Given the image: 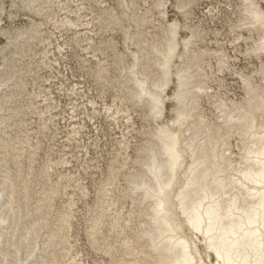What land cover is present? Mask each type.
I'll return each mask as SVG.
<instances>
[{
  "label": "bare ground",
  "instance_id": "6f19581e",
  "mask_svg": "<svg viewBox=\"0 0 264 264\" xmlns=\"http://www.w3.org/2000/svg\"><path fill=\"white\" fill-rule=\"evenodd\" d=\"M69 1L0 0V36L4 37L5 32L10 33L9 38H5L6 43L0 45V59L9 61L0 60V264L84 262L81 252L74 250L76 241L71 239L74 237V212L80 199L77 196L80 193L82 197H86L89 192L84 177L81 174L75 176L71 171L72 160L67 155L72 151L57 149L61 153L57 159L51 157V152H47L44 163L41 166L36 164L39 151L42 150L41 137L47 132L43 131L49 129L48 123L56 127L60 121L61 113L53 112L60 109V103H47L43 107H37L30 100L32 98H28L31 101L30 106L17 104L24 93L29 95V91L28 80L19 75L16 67L24 70L25 58L30 59L29 64L37 60H34L36 56L33 59L30 54H37L33 50L36 43L43 44L42 52L39 51L40 61L44 65L46 60L50 61L48 55L52 50L48 47L53 44V39L51 40L50 35H44L45 26L49 22L59 31V35L62 31L74 30L75 39L72 42L77 45L81 41L87 42L84 50L90 58H85L84 62L94 59L92 63L95 67L90 68L96 80L112 84L110 73L112 67L117 68L118 73L114 75L116 81L113 83H118L119 94L114 95L110 104L103 100L106 94L104 89L99 92L103 100L101 104L90 98L88 104L83 105L85 115L90 121L103 112L113 123L118 124L121 121L126 125L125 129H132L127 134L138 131L137 127L133 128L138 117L146 121L148 127L156 125L153 126L154 129L148 130L143 125V130H139L138 133L147 137L143 140L145 143L137 147L134 158L128 153L131 142L127 134H122L121 140H116L120 147L115 148L108 174L96 188L95 207L87 205L89 244L93 250L108 258V264H156L161 258H169L163 244L171 237L165 234L167 230L163 223L156 222L153 205L149 202L150 194L146 196L143 191V186L149 183L153 164L160 167L166 161L165 133L176 138V149L181 154V166L176 169L175 187L166 202V211L172 217L180 215V203L176 200V195L184 186V177L189 166L194 163L193 154L197 160H208L207 168L199 176L206 181L210 191H214L213 179L217 171L224 172V179L227 180L225 195L234 196L237 200L233 215L243 217L247 210L255 209L259 200L249 193H259L262 189L258 183H248L244 174L258 170L256 160L261 150L259 137L264 135L259 111L264 105V52L258 47L259 41L264 39V29L248 26L245 21L252 3L264 11V0H210L209 7L202 9L201 15L196 14L193 9L199 6L200 0H183L193 6L185 10L188 16L187 27L184 26L185 12H179L174 7L177 0H164L168 7L163 10L154 7L158 0H118L117 7L106 5V0H86L89 2L88 7L81 3L82 0H72L79 3L76 10H71ZM91 1L103 4L100 12L92 13ZM55 6L57 11L64 12V19L57 15ZM83 9L91 12L90 18L82 19L88 17L79 14ZM20 10H28L24 14L28 21L18 26L14 23ZM171 11L173 15L170 14ZM30 13L42 18L36 20ZM3 15L10 20L7 26L4 25ZM173 21L180 25L174 41L167 27ZM217 21L222 24L221 28H212L210 25H215ZM83 31L86 33L82 34ZM117 31L123 35L122 49L118 48L113 34L108 39L95 41V36ZM51 34L53 35L52 32ZM60 38H64L62 34L56 39V48L63 55L62 50L66 49L64 46L69 47L70 40L67 42ZM185 41L188 42L187 45ZM170 42H174L175 52L169 58L170 75L168 86L163 90V110L161 116L156 118L152 115L147 98H139L137 82L144 84L145 90L150 93L156 91L153 84L161 76V65L168 57ZM97 53L103 57H98ZM243 61L246 65L239 67L238 63ZM177 70L190 72L195 87L206 85L211 89L207 93L187 90V104L183 111L188 118L182 125L174 123L177 119L176 102L171 99L178 87ZM226 73L239 79L237 84L243 92L241 96L230 98L228 91L221 90L226 86ZM77 86L75 84L68 91L76 93L80 90ZM43 91L35 92L34 96L42 97L44 102L53 100ZM204 97L207 98L206 103L209 102L214 107L215 114L213 111L207 114L208 110H204ZM169 107H172L171 110ZM78 108V105L72 104L69 117H62L72 126L66 133V141L69 143L80 141L77 137H80L82 129L86 127L85 119L80 118L77 113ZM240 110L244 113L251 112L256 119L255 132L251 136L240 135L244 131L237 123L242 115ZM167 112L173 115L172 119H166ZM28 114H37V130L28 128L32 120L26 119ZM20 133L23 135H19ZM56 135L55 133L54 136ZM61 146L68 148V144L64 142ZM86 150L88 151L87 147ZM249 151L254 153L251 164H248ZM201 153L204 154L203 157ZM72 157L77 158L76 155ZM121 177L126 180L125 184H121ZM127 184L132 187L128 188ZM241 185H245L248 192H244ZM62 196L66 199L61 206L58 203L57 208L56 200H61ZM189 232L190 229L185 227L183 234H178V238H187L191 242ZM149 235L161 244L158 251L152 250ZM198 239L201 243L196 244L194 251H203V238ZM126 243L133 251L130 252L125 247ZM170 259L175 260L176 257ZM196 259H202L204 264H216L214 253L211 256H198Z\"/></svg>",
  "mask_w": 264,
  "mask_h": 264
},
{
  "label": "snow or ice",
  "instance_id": "6c2138e0",
  "mask_svg": "<svg viewBox=\"0 0 264 264\" xmlns=\"http://www.w3.org/2000/svg\"><path fill=\"white\" fill-rule=\"evenodd\" d=\"M154 7L163 10L168 5L164 3V0H158ZM174 7L179 12H185L186 9L193 6L183 2V0H177ZM184 19V26L187 27L188 16L186 12ZM245 23L248 26H259L264 29V11L252 3ZM167 27L174 41L180 25L173 21ZM3 35L8 39L10 33L5 32ZM187 43L185 41L186 45ZM258 47L261 52H264V39L259 41ZM174 52L175 44L170 42L168 57L164 59L161 65V76L153 84L156 89L155 92L146 91L145 85L137 82L139 98L141 100L147 98L152 109V115L156 118L161 116L163 110L165 99L163 90L168 86L170 75L169 58ZM176 83L178 87L171 96V99L176 102L177 119L174 123L182 125L183 121L188 118L187 113L183 111L187 104V90L207 93L211 89L206 85L195 87L190 72L179 70L176 71ZM240 111L242 115L237 123L244 129L240 135L242 137L251 136L255 132L256 119L251 112ZM259 111L261 129L264 132V105ZM165 136L167 140L164 152L166 161L160 167H157L155 163L153 164L149 183L143 186L144 194L146 196L150 194L149 202L153 205L152 211L156 222H162L167 230L165 234L171 237L163 244L169 258H161L156 264H204L202 259L198 261L196 257L211 256L213 253L216 264H264V135L259 137L261 150L257 154L256 160L258 170L244 174L248 183L260 185L262 191L249 193L254 199L259 200V203L255 209L247 210L243 217L233 215V210L237 208V200L234 196L225 195L227 180L224 179V172L217 171L216 177L213 179L214 191H210L206 186V181L199 176V173L207 168L208 160L207 158L197 160L195 154H193L194 163L189 166L188 173L184 177V186L176 195V200L180 203V215L172 217L171 213L166 211L167 197L173 191L176 183V169L181 166V154L176 149V138L168 133H165ZM252 138L256 139L254 136ZM253 155V152H248V164L252 163L251 157ZM201 156L203 157L204 154L201 153ZM213 159L215 158L213 157ZM232 179L235 180L234 177ZM241 188L244 192H248L245 185H241ZM185 227L190 229L191 242L187 238H178V234H183ZM199 237L203 238V251H194L196 244L201 243ZM143 238L142 236L141 239ZM148 238L152 241V250L158 251L161 244L157 243L155 237L149 235ZM125 247L130 252L133 251L128 243L125 244ZM170 257H176V259L173 260Z\"/></svg>",
  "mask_w": 264,
  "mask_h": 264
},
{
  "label": "rangeland",
  "instance_id": "374dc122",
  "mask_svg": "<svg viewBox=\"0 0 264 264\" xmlns=\"http://www.w3.org/2000/svg\"><path fill=\"white\" fill-rule=\"evenodd\" d=\"M117 2H118V0H106L105 4L117 7L118 6ZM81 3L86 4L85 7H88L87 5H89V2L86 0H82ZM210 3H211L210 0H200L199 6L193 8V9H194L196 14L201 15V10L204 8L206 10V8L209 7ZM212 3H214V1H212ZM69 5H71V7H72L71 10H76V6L79 5V3H77L76 1L70 0ZM90 5L93 7L92 13L100 12L101 8L103 6V4H101V2H95V1H91ZM57 10L58 9L55 6V11L58 12L57 15L58 14L61 15V19H64V16H63L64 12H60ZM169 10H171V9H169ZM25 13H28V10H23V11L20 10L18 13V16L15 18L14 24L20 26L22 24L27 23L28 20H27V16L24 15ZM79 14L82 16H84V15L88 16L86 18L83 17L82 18L83 20L91 17V12L88 10L83 9ZM170 14L173 15V11H171ZM69 15L71 17H74V15L71 13ZM31 17H33L36 20H38V18L39 19L42 18L41 16H38V15L34 16L33 13L31 14ZM3 19L5 21L4 25L5 26L9 25L10 20L7 18L6 15H3ZM217 22L218 23H216L215 25L211 24L210 26L212 28H221L222 24L219 23V21H217ZM51 32L53 33V35L51 34ZM63 32L64 31H62L59 35V31L54 29L52 22H49L45 26L44 35L45 36L50 35L51 40L53 39L52 40L53 44L48 47L49 50H52L50 53L51 55L50 54L48 55L50 61L46 60L45 65L42 63V61H40V57H41L40 52H42L43 44L36 43V46L33 47V50L36 51L37 54L34 56H32V52L30 54H31V58L34 59V57L36 56L34 60H36V59L37 60L33 64H29L30 59L25 58L24 59L25 62H23V64H24V68L27 70H25V69L19 70V68L16 67L15 70H17V72H19V75L24 76L26 81L28 80L27 81V90L29 91V95L24 93L22 95L21 99L20 98L18 99L17 104H20V105H23V104L27 105L28 104L30 106V104H31L30 100H32L35 103V106H37V107H43L47 103H50L51 105H53V104L58 105L60 103L59 104L60 109L57 108V109L53 110V112H60L61 113L60 117H59L60 121H59L58 125L55 127L54 125H52V123H48L49 129L43 131L44 133L47 131L46 134L44 136L40 135V137L42 136L41 137V140H42V148L41 149L42 150L39 151V155L37 156L38 162L36 164L38 166L39 165L41 166V164L44 163L43 160L47 159V157H45L47 152H49V153L51 152V157L57 159L58 156L61 154L58 152L59 150L60 151L65 150L67 152L72 151V153H68V155H67V158H70L72 160V164H71L72 166L70 167L71 171L74 172L75 176H77L78 174H81L84 177V179H85L84 183L88 187L89 194L86 197H82L81 194L78 192L79 194H78L77 198H80V199H78V201H77L76 211L74 212L76 219H74V222H73L74 224H73V229H72V235H74V237L71 239V241H74V240L76 241L74 243V245L76 246L74 248V250L81 252V254L83 255V260H84L83 264H108V258L106 256H104L102 253L96 252L95 250H93L89 244L88 237H87L88 222L86 221V218H87L86 217V211L88 210L87 205H90V206L93 205L95 207L94 201H97L96 188L98 186H100V183L103 180H105V178L108 174L109 165L111 164V161H112V156L115 154V151H114L115 148L120 147L117 144L116 140H118V139L121 140L122 134H127L132 129H125L126 125L123 124L121 121L118 124L113 123L112 121H110L109 118H107L106 116L103 115V112L101 115L97 116L92 121H90L89 118L85 115L86 111L83 109V105L88 104V101L90 98H94V100L99 102V104H101V102H103V100H105V102L110 104V103H112L114 95L119 94V92L117 91L118 83H113L116 81L115 76H116V73H118V71H117V68L113 69V67H112L113 71L111 70V73H110L111 78L110 79L113 81L112 82L113 85L99 81V80H96L95 76H92V69H91L92 67H95L94 64L92 63L94 59H91V62H84L85 58L86 59L90 58V55H87L86 51L84 50V48L87 45V42L81 41V42H79V45H77L76 43L72 42L75 39L74 30H67L64 33ZM81 33L84 34L86 32L83 31ZM61 34L64 37V38H60L61 40L66 39L67 42H68V39L70 40L69 41V47L71 48L70 49L69 47L67 48V46H64V48L66 47V49L62 50L64 52L63 55L59 54L58 50L56 48V46L58 44V41H57L58 37L61 36ZM110 34H113V37L115 38V42H117V45L119 46L118 48L122 49V38H123L122 36L123 35L120 31H117L114 33L105 32L101 36H95V41L99 42L100 40H102L104 38L108 39ZM82 39H83V37H82ZM19 40H21V39H19ZM5 43H6L5 37L0 36V45H4ZM71 46H73V47H71ZM97 54H99V53H97ZM64 55H66V56H64ZM98 57L102 58L103 56H101L99 54ZM54 59H56V60L54 61ZM0 60H1V62H3V60L5 61L4 58L0 59ZM5 62H9V61H5ZM245 65L246 64L244 63V61L241 63H238L239 67H244ZM0 68H1V64H0ZM248 69H250V66H248ZM238 80L239 79H237V77L235 75H231L229 73H226V75H225V85L226 86L221 88V90L223 89L222 90L223 92L228 91L227 95L230 98H235V97L241 96L243 92L241 91L240 88H238V84H237ZM1 81H2V79H1ZM75 84H78L77 87L80 88V90L77 91L76 93L72 94L68 90H71L75 86ZM61 89H62V91H61ZM101 89L106 90L105 91L106 94H104L103 100L101 98V94L99 93ZM42 90H44L43 91L44 94L47 93L48 98L53 99V100H50V102H44L42 97L34 96V94H36L38 92H42ZM48 92H49V94H48ZM28 98L29 99L32 98V99L28 100ZM33 98H34V100H33ZM205 98L206 97H204L203 98L204 100L202 101V105H203L204 110L206 111V109H207L209 111V112L206 111L207 114H211L212 111H213L212 113L215 114L214 107L211 104H209V102L206 103L207 98H206V100H205ZM72 104L78 105L79 108H78L77 113L79 114L80 118H84L85 122H86V127L84 129H82L80 137H77V139L80 138V141H78L77 143L75 141H72L73 143L72 142L69 143L66 141V139H67L66 133L71 130L72 126L69 125V121L62 119V117L66 118V119H67V117H69L68 115L71 114L70 108L72 107ZM168 106H170V105H168ZM171 108L172 107H169V110H171ZM29 118H31L32 120H31V122L29 121L31 123V125L28 126V128L29 127L35 128L37 130V128H38L37 127V123H38L37 114H28L26 116V119H29ZM172 118H173V115L169 114V112H167L166 119L170 120ZM35 122H36V124H35ZM135 122H136V124L133 126V128L137 127L138 131L137 132L132 131L131 133L127 134V137H129V142H131L130 143L131 148L128 150V153L133 158H134V156L137 155V147L141 144H144L145 142L143 140L145 137H147V135H144L142 133H138L139 130H141V131L143 130L142 129L143 125H146L145 129H147V130L149 128L154 129L153 126L156 127V125L148 127L147 126L148 123L144 120H141L139 117L136 118ZM154 124H156V123H154ZM57 128H59V129L56 131ZM22 129H24V128H22ZM53 130H54V132H53ZM55 133L57 134L56 136H54ZM19 135H23V133H20ZM133 136L135 138H133ZM62 142H64L65 144L67 143L68 148H63L61 146ZM77 145H81L82 147L76 148ZM83 146H85V147H83ZM86 147H87L88 151L86 150ZM57 149H58V151H57ZM73 155H76L77 158H73L72 157ZM119 160L122 161V157L119 156ZM26 163H27V161H26ZM116 165H118V164H116ZM53 179H55V177H53ZM122 180H124V181H122ZM125 181L126 180L124 179V177H121V184H125L126 183ZM127 185H128V188L132 187L131 184H127ZM37 190H38V188H37ZM65 199H66L65 196H62L61 200L57 198V200H56L57 208H58V205L61 206L62 201ZM126 201H128V200H126ZM121 202H124V200H121ZM31 203L32 202L30 201V204Z\"/></svg>",
  "mask_w": 264,
  "mask_h": 264
}]
</instances>
